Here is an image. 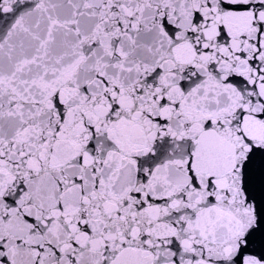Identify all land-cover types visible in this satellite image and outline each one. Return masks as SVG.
Instances as JSON below:
<instances>
[{"label": "snow or ice", "instance_id": "obj_1", "mask_svg": "<svg viewBox=\"0 0 264 264\" xmlns=\"http://www.w3.org/2000/svg\"><path fill=\"white\" fill-rule=\"evenodd\" d=\"M0 264H264V0H0Z\"/></svg>", "mask_w": 264, "mask_h": 264}]
</instances>
